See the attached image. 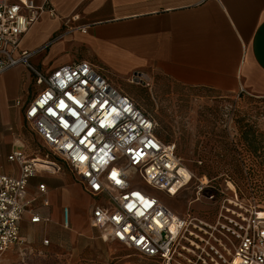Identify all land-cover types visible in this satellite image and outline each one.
<instances>
[{
	"label": "built area",
	"instance_id": "built-area-1",
	"mask_svg": "<svg viewBox=\"0 0 264 264\" xmlns=\"http://www.w3.org/2000/svg\"><path fill=\"white\" fill-rule=\"evenodd\" d=\"M46 11L54 13L32 0H0V76L20 66L32 75L39 87L35 97L14 105L49 150L45 159L51 163L28 156L23 146L8 155L19 175L0 172V255L26 241L21 236L26 213L33 225L50 223V216L39 211L50 200L34 206L37 200L27 197L28 185L38 173H59L66 166L84 191L100 200L92 208L91 225L104 241L160 264H264L261 209L242 199L233 180L199 179L187 212L177 213L141 188L145 184L175 198L196 178L177 145L159 138L155 117L90 61L47 74L31 64L33 53L22 50V40ZM79 20L78 14L67 19ZM89 29L72 27L81 33ZM46 189V184L39 186L41 193ZM61 214L69 229L70 207Z\"/></svg>",
	"mask_w": 264,
	"mask_h": 264
},
{
	"label": "crops",
	"instance_id": "crops-1",
	"mask_svg": "<svg viewBox=\"0 0 264 264\" xmlns=\"http://www.w3.org/2000/svg\"><path fill=\"white\" fill-rule=\"evenodd\" d=\"M32 1L54 11H46L22 40V50L33 53L31 64L41 72L81 60L99 68H158L187 87L244 90L264 98V0ZM75 14L80 20L68 22ZM80 24L90 25L89 31L72 30ZM33 81L22 66L0 76L1 173L19 175L18 166L7 160L22 146L13 130L19 117L25 121L24 113L14 103L22 99V91L29 90ZM62 172L38 173L29 182L27 197L37 200L34 206L50 200V206L39 211L49 215L51 223L61 205L71 206L76 213L74 196L67 186L72 181L89 204L91 225L94 200ZM41 184L47 186L45 194L39 190ZM52 208V212H43ZM30 218L26 213L23 220L30 225ZM23 234L21 230L25 238Z\"/></svg>",
	"mask_w": 264,
	"mask_h": 264
},
{
	"label": "rangeland",
	"instance_id": "rangeland-1",
	"mask_svg": "<svg viewBox=\"0 0 264 264\" xmlns=\"http://www.w3.org/2000/svg\"><path fill=\"white\" fill-rule=\"evenodd\" d=\"M99 69L155 117L159 138L177 145L179 157L196 177L175 198L151 190L145 184L141 188L151 191L177 213L185 214L199 179L206 176L217 178L221 183L230 178L237 184L243 200L259 205L260 211H264V98L240 90L187 87L158 68L102 65ZM38 90L35 82H31L29 90L22 91L21 100L25 98V103H29ZM13 132L28 156L45 158L49 153L23 118L19 117ZM61 174L69 175L78 183L66 166ZM68 184L76 213L71 206L61 205L48 225L33 226L23 220L21 230L26 234H23L26 241L1 254L0 264H160L122 244L104 241L87 218L86 198L72 186V181ZM65 206L71 209L69 229L63 227L60 215ZM52 211L53 208L43 210L46 214ZM45 240L50 244L46 245Z\"/></svg>",
	"mask_w": 264,
	"mask_h": 264
},
{
	"label": "bare ground",
	"instance_id": "bare-ground-1",
	"mask_svg": "<svg viewBox=\"0 0 264 264\" xmlns=\"http://www.w3.org/2000/svg\"><path fill=\"white\" fill-rule=\"evenodd\" d=\"M40 161L46 164H51L49 162H46V159L40 158ZM44 167H50L49 165H45ZM260 217L262 220H264V211H260Z\"/></svg>",
	"mask_w": 264,
	"mask_h": 264
},
{
	"label": "trees",
	"instance_id": "trees-1",
	"mask_svg": "<svg viewBox=\"0 0 264 264\" xmlns=\"http://www.w3.org/2000/svg\"><path fill=\"white\" fill-rule=\"evenodd\" d=\"M232 180V179H231ZM235 183V182H234ZM236 184V183H235ZM236 187H237V184H236ZM237 189H238V187H237ZM239 192V191H238ZM240 194V193H239ZM241 196V195H240Z\"/></svg>",
	"mask_w": 264,
	"mask_h": 264
}]
</instances>
